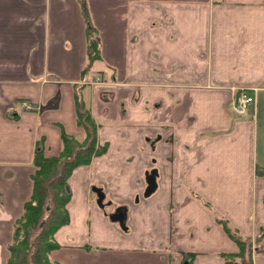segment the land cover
<instances>
[{"label": "crops", "instance_id": "obj_1", "mask_svg": "<svg viewBox=\"0 0 264 264\" xmlns=\"http://www.w3.org/2000/svg\"><path fill=\"white\" fill-rule=\"evenodd\" d=\"M86 11L100 57L84 72ZM242 90L256 103L239 115ZM78 97L108 149L68 181L54 262L224 264L238 247L217 217L245 237L264 228V0H0V264L38 143L51 158L63 133L84 139ZM120 207L126 229L109 219Z\"/></svg>", "mask_w": 264, "mask_h": 264}, {"label": "trees", "instance_id": "obj_2", "mask_svg": "<svg viewBox=\"0 0 264 264\" xmlns=\"http://www.w3.org/2000/svg\"><path fill=\"white\" fill-rule=\"evenodd\" d=\"M85 17L88 63L84 72L89 71L100 57L99 37L89 24L88 11L85 12ZM77 124L85 130L84 139L79 141L63 133L62 151L57 157H46L42 142L38 143L33 160L36 170L32 175V197L25 203L24 213L15 223L7 264H58L50 261V254L59 247L54 235L70 221L67 206L72 196L68 181L77 168L90 165L108 149L106 145L99 144L100 126L79 97ZM217 218L230 240L238 247L237 253L222 254L224 264H254V252L264 255V249L260 246L253 247L252 239L233 230L223 218ZM263 239L264 228L257 234L255 240L259 244Z\"/></svg>", "mask_w": 264, "mask_h": 264}, {"label": "water", "instance_id": "obj_3", "mask_svg": "<svg viewBox=\"0 0 264 264\" xmlns=\"http://www.w3.org/2000/svg\"><path fill=\"white\" fill-rule=\"evenodd\" d=\"M147 183H148V187L145 192L146 197L150 196L156 189L155 173H152V175L148 177ZM95 190L98 191V195H99L98 203L102 205L103 199L105 198L104 193L99 191V189L95 188ZM110 219L112 222L118 223L121 228L126 229L127 216H126L125 208L122 207L118 208L115 213H112L110 215Z\"/></svg>", "mask_w": 264, "mask_h": 264}, {"label": "built area", "instance_id": "obj_4", "mask_svg": "<svg viewBox=\"0 0 264 264\" xmlns=\"http://www.w3.org/2000/svg\"><path fill=\"white\" fill-rule=\"evenodd\" d=\"M234 101V112L239 115H243L249 110L250 107L255 106L256 96L255 93H249L246 90H242L240 93H238L237 98ZM22 107L23 109L25 108L27 110L31 109V107L26 102L22 104Z\"/></svg>", "mask_w": 264, "mask_h": 264}, {"label": "rangeland", "instance_id": "obj_5", "mask_svg": "<svg viewBox=\"0 0 264 264\" xmlns=\"http://www.w3.org/2000/svg\"><path fill=\"white\" fill-rule=\"evenodd\" d=\"M96 37V36H95ZM96 82H99V83H101L102 82V80H101V78L100 77H98L97 78V80H96ZM240 93V92H239ZM261 177H262V175H261V173H258L257 174V176H256V179L258 178V179H261ZM95 188L96 189H99V187H96V186H93L92 187V189H91V191H92V195H93V199H94V195H96V197H97V204H98V206L99 207H101V209L103 208L102 207V205H100L99 203H98V197H99V195H98V191L97 190H95ZM99 191H100V189H99ZM142 197H144V195H141ZM139 199V196L138 197H136L135 198V201H134V203H131V205H135L136 203H137V200ZM95 200V199H94ZM103 210V209H102ZM104 214H105V212H103ZM107 214V213H106ZM109 219H110V216H109ZM110 221H111V219H110ZM141 224H143V227H147L148 228V225H149V221L148 220H146V221H142V223ZM118 226V225H117ZM120 226V225H119ZM118 226V227H119ZM142 227V228H143ZM138 231H139V229H138ZM130 232L131 233H134V230L133 229H130ZM135 233H137V232H135ZM134 233V234H135ZM126 235H129L128 233H126ZM261 235V234H260ZM256 236H257V234H256ZM256 236H254V237H246V238H249V239H252V245H253V247L254 246H260L261 247V249H264V239L258 244L257 242H256V240H255V238H256ZM261 256L260 254H256L255 252L253 253V262H254V259L257 257V256ZM50 261L51 262H53V260H52V257H51V254H50ZM255 264V263H254Z\"/></svg>", "mask_w": 264, "mask_h": 264}]
</instances>
